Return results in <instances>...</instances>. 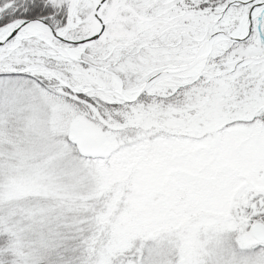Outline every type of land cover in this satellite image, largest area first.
Returning a JSON list of instances; mask_svg holds the SVG:
<instances>
[{"label": "snow or ice", "instance_id": "1", "mask_svg": "<svg viewBox=\"0 0 264 264\" xmlns=\"http://www.w3.org/2000/svg\"><path fill=\"white\" fill-rule=\"evenodd\" d=\"M0 264H264V0H0Z\"/></svg>", "mask_w": 264, "mask_h": 264}]
</instances>
